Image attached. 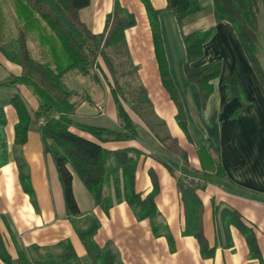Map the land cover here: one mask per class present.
<instances>
[{
  "label": "crops",
  "instance_id": "obj_1",
  "mask_svg": "<svg viewBox=\"0 0 264 264\" xmlns=\"http://www.w3.org/2000/svg\"><path fill=\"white\" fill-rule=\"evenodd\" d=\"M148 1L160 12L168 77L177 101L164 85L142 0H91L80 11V17L97 35L106 32L108 18L115 13L117 4L135 18L136 24L125 31L123 47L134 69L137 88L147 96L151 111L145 110L138 97L128 107L123 104L136 126V137L101 144L111 152L132 148L140 153L135 190L144 200L156 187L157 223L168 229L174 250L164 234H155L150 218L139 220L127 201H117L113 179L104 189L105 195L113 199V206L106 212L69 166L73 193L81 211V215L71 216L57 166L52 155L45 151L40 122L32 121L25 143L17 145L19 116L7 103L10 91L0 88V106L4 105L7 118L9 156L7 164L0 168V241L11 264H24L23 257L31 264H63L59 262L63 244H70L77 256L69 264H93L77 233L88 227L91 217L100 222L95 242L101 248L109 246L117 255L118 264H264V86L232 24L216 21L214 0H199L202 10L187 17L182 30L190 34L215 29L203 45L201 58L191 64L193 68L220 64L219 76L210 81L213 92L204 100L199 85L186 74L187 52L182 30L168 0ZM1 57L0 79L21 75L19 65ZM258 59L264 71V46L259 45ZM78 77L83 79L75 73L65 78L66 85L75 92L72 102L77 105L71 130L97 142L82 127L120 129L117 104L113 92L101 79L97 85L82 87L81 91L73 86L76 80L72 82ZM231 77H235L237 86L230 97L226 81ZM19 91L30 111L36 112L39 101L33 93L25 85H20ZM82 94L85 98L80 101ZM99 105L105 106L104 116L97 113ZM179 115L184 118L186 131L179 124ZM234 116L237 124L232 147L240 159L238 165L223 153L220 137L221 123ZM21 175L29 178L31 193L25 191ZM120 182L122 191V175ZM180 182L198 185L203 233L209 248L214 249L211 258L202 256L194 236L184 234L187 217ZM225 210L237 212L242 225L255 235L257 255L236 224L229 223L226 228ZM0 264L7 263L0 257Z\"/></svg>",
  "mask_w": 264,
  "mask_h": 264
},
{
  "label": "trees",
  "instance_id": "obj_2",
  "mask_svg": "<svg viewBox=\"0 0 264 264\" xmlns=\"http://www.w3.org/2000/svg\"><path fill=\"white\" fill-rule=\"evenodd\" d=\"M146 5L151 29L153 32L157 60L160 65L164 85L177 101L176 93L168 77V67L159 26V11L154 10L148 0H142ZM91 0H0V53L10 62L22 68L20 76L8 75L0 79V88L10 91L7 103L12 105L19 116L16 125V144L22 145L27 139V133L32 121L40 122L41 135L45 151L50 153L57 166L63 186L67 211L71 216L81 215L73 193V175L71 166L80 176L85 186L93 194L95 201L104 211L113 206L111 196H106L105 186L114 180L117 201L125 200L135 211L139 220L150 218L155 234H164L174 250V241L168 229L158 225L159 212L155 203L157 189L144 200L135 190V174L139 152L132 148L106 150L101 143L109 141H124L136 137V126L123 106L119 91L113 90L117 104L121 128L118 130L101 127H82L90 133L97 142L88 140L73 132L77 105L72 102L75 94L65 83V76L76 73L79 76L91 77L100 81L98 70L103 71L100 58L106 63L118 84L114 62L107 50L124 46L125 31L136 24L135 18L118 4L115 13L107 21L104 34H93L82 21L80 11L90 5ZM7 6L11 7L14 27H9ZM168 7L173 11L182 30L184 20L202 10L199 0H168ZM264 10V0H214V15L217 22L227 21L234 27L245 53L251 61L260 81L264 86V71L259 59V42L257 38L258 15ZM215 29L195 31L182 37L187 52L185 67L188 78L197 83L204 100L213 92L210 81L220 74V64L213 63L204 67L193 68L191 64L199 60L203 54V45L214 35ZM29 43L37 47V55H33ZM229 96L237 86L235 77L226 81ZM25 85L39 101V109L31 112L29 106L19 91V86ZM120 90V88H119ZM138 101L150 112V103L141 93ZM145 111V112H146ZM142 115V114H141ZM178 121L183 130L186 124L183 116ZM237 124L236 116L221 123L220 137L223 153L238 165L240 159L232 147V137ZM7 118L4 105L0 106V168L7 164L8 141L5 128ZM22 167V163H21ZM122 175L123 189L120 177ZM21 181L26 192L31 193L29 178L21 175ZM197 184L191 186L179 183L181 200L185 209L187 224L184 234L194 236L201 248L204 258H211L214 249L209 248L202 228V203L196 193ZM225 218L229 223L236 224L245 234L251 251L258 254L255 235L246 229L240 215L235 211L225 210ZM100 228L96 217H91L86 229L77 230L93 264H118L117 255L109 246L101 248L94 237ZM59 262L69 264L76 259L74 248L63 244ZM0 257L11 264L10 257L0 241ZM23 257V256H22ZM24 264H31L22 258Z\"/></svg>",
  "mask_w": 264,
  "mask_h": 264
},
{
  "label": "rangeland",
  "instance_id": "obj_3",
  "mask_svg": "<svg viewBox=\"0 0 264 264\" xmlns=\"http://www.w3.org/2000/svg\"><path fill=\"white\" fill-rule=\"evenodd\" d=\"M7 13H8L9 27L13 28L14 27V18L12 16L11 7L7 6ZM257 26H258V28H257L258 42H259V45H261L263 47L264 46V10H261L259 15H258ZM29 46L33 52V55L35 57H38L37 47L32 43H29ZM107 52L114 62V66H115V70H116V77L118 79V84L115 83V79H114L112 73L109 71L106 63L103 61L102 58H100L99 61L102 65L103 71L101 72V70H98L97 72L100 76V79H101L103 85L107 86L111 91L117 89L119 91L118 93H119V97H120L122 104H125V106L128 107V105L129 106L131 105V102H132V100L135 99V97L141 96V92L137 88L136 79L134 77V69L132 67L131 62H129V60H128L129 56L127 55V51L123 46H118L115 48H109L107 50ZM0 57L3 60H7L1 53H0ZM69 74H67V75H69ZM66 76H65V78H66ZM81 77H83V79L78 77L72 81V82H74L76 80L75 81L76 83H73V84H75L73 86L76 87L78 90L80 89L81 91L83 90L82 87H87V89H88L91 87V85H97V83L99 82V81H96L95 79H93L91 77H85V78H84V76H81ZM119 88H120V90H119ZM135 91L137 92V95L134 94ZM82 96L83 97L79 99L80 101H81V99L85 98L84 94H82ZM99 106L97 107V113H98V115L104 116L106 114V109L104 108L105 106L101 105L102 109H99ZM131 108H132V106H131Z\"/></svg>",
  "mask_w": 264,
  "mask_h": 264
},
{
  "label": "built area",
  "instance_id": "obj_4",
  "mask_svg": "<svg viewBox=\"0 0 264 264\" xmlns=\"http://www.w3.org/2000/svg\"><path fill=\"white\" fill-rule=\"evenodd\" d=\"M99 109H102V106H99Z\"/></svg>",
  "mask_w": 264,
  "mask_h": 264
}]
</instances>
